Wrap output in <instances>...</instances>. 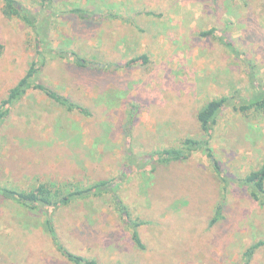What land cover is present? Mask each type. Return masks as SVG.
<instances>
[{"label":"rangeland","instance_id":"obj_1","mask_svg":"<svg viewBox=\"0 0 264 264\" xmlns=\"http://www.w3.org/2000/svg\"><path fill=\"white\" fill-rule=\"evenodd\" d=\"M41 2L18 0L33 11ZM107 2L122 17L133 14L135 24L112 18L89 26L70 15L69 6L88 0H58L47 13L51 49L78 54H50L39 81L93 114L68 111L29 91L0 127V183L111 179L133 217L146 221L140 227L145 249L135 246L109 195L54 212L64 243L98 264H242L251 243L264 240V205L237 181L263 160L264 114L246 116L233 101L221 110L211 146L225 182L202 151L170 163L147 157L180 147L186 137L206 138L197 119L204 103L228 95L242 101L256 91L252 75L264 82V13L258 15L264 0ZM210 29L216 36L202 34ZM0 43L1 98L36 57L35 34L0 13ZM142 54L147 62L128 64ZM79 56L89 65L79 66ZM43 218L0 197V264H71L43 230ZM250 264H264V246Z\"/></svg>","mask_w":264,"mask_h":264},{"label":"trees","instance_id":"obj_2","mask_svg":"<svg viewBox=\"0 0 264 264\" xmlns=\"http://www.w3.org/2000/svg\"><path fill=\"white\" fill-rule=\"evenodd\" d=\"M0 2L1 15L8 19L18 18L30 27L34 31L36 45V57L31 62L25 75L19 78V80L0 98V127L12 115L16 106L24 101V98L31 90L40 91L48 99L62 105L68 111L77 112L87 117L92 116L93 112L89 107L84 106L82 103L61 94L51 86L39 81V73L47 63L48 56L50 54L54 53L60 58H64L65 53L78 54L71 49L66 50L58 47V50H53L50 47L51 40L49 33L52 19L46 15L47 13H54L51 8L57 4L58 0H42L40 8L36 11L20 6L18 4V0H0ZM78 4L79 5L77 6H69L70 8L68 9V12L70 15L88 23L89 26L91 23L97 24L106 20H108V22H112V18H120L129 22L131 25L135 24L133 14H131L128 18L120 16L121 14L117 12L118 10L112 7L114 3H109L107 0H88V3L84 6L81 3ZM146 12L147 13L142 12V14L145 13L147 16H153L150 14H155L154 11ZM263 13L264 12H260L258 15H262ZM254 25L256 24L254 23ZM69 29L75 30V27L74 29L71 27ZM79 30L81 31V29ZM215 31V29H210L208 31H203L202 34L206 36L211 34L215 35ZM93 36L97 41L99 40L96 31H94ZM81 37L82 34L79 33L78 38ZM222 40H224L223 43L229 45V48L233 51L235 50L232 43L225 42L224 36ZM4 47L5 46L0 43V57L5 52ZM139 60L147 62L148 55L142 54L133 57L128 61V64L134 65V63ZM75 62L82 67L89 65L88 60L83 56H79L78 60ZM247 64L251 67L248 62ZM252 82L256 86V91L250 97L241 99L242 101H234V96L230 95L220 96L207 101L199 108L197 112V119L201 124L202 130L207 134L206 138L186 137L180 147H168L153 151L149 157H147L148 161H151L152 159L155 161L159 160L161 163L182 161L191 157L194 152L202 151L208 158H210L218 178L225 182L227 180L224 176L225 173L223 172L220 162L214 153L213 147L211 146L213 139L212 130L218 123V117L221 110L229 104L230 101L234 102L236 111L244 113L246 116L250 111L264 114V82L258 81L255 75H252ZM128 135H130V133H128ZM237 181L238 184L245 186L250 191V195L253 200L258 201V203L262 206L264 205V157L257 168L249 171L244 177H241V179H238ZM228 184L229 182H226L225 188H227ZM225 188L224 191L227 192L228 188L226 190ZM116 192V188L114 187L111 179H97L89 185L70 184V182L61 183L49 180H40L37 184L33 183L30 186H13L0 183L1 198L14 201L30 213H34L37 210L39 214L44 216L43 221L40 222L43 230L51 237L56 250L65 258L67 262H70L71 264H98V261L94 257H86L72 251L64 243L55 223L54 212L62 208L70 207L77 202L79 203L81 200L90 199L92 197H106L109 195L112 200V206L114 205L115 207V212H117L121 222L130 231L131 240L135 246L141 249L146 248L140 234V227L144 225L146 221L133 217L128 205L118 197ZM221 207L222 204L218 206V213L221 210ZM217 217L218 216L213 218L212 223L217 220ZM32 224L35 225L34 222H32ZM262 246H264V240H259L254 243L252 242L243 254L244 259L242 264H250L254 254Z\"/></svg>","mask_w":264,"mask_h":264},{"label":"water","instance_id":"obj_3","mask_svg":"<svg viewBox=\"0 0 264 264\" xmlns=\"http://www.w3.org/2000/svg\"><path fill=\"white\" fill-rule=\"evenodd\" d=\"M96 66H98V64H96Z\"/></svg>","mask_w":264,"mask_h":264}]
</instances>
